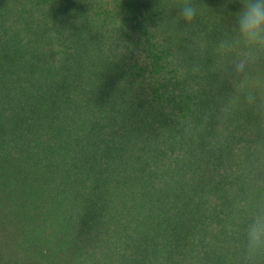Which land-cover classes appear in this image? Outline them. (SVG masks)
<instances>
[{"label":"trees","instance_id":"obj_1","mask_svg":"<svg viewBox=\"0 0 264 264\" xmlns=\"http://www.w3.org/2000/svg\"><path fill=\"white\" fill-rule=\"evenodd\" d=\"M190 2L0 0V264H232L264 117L220 119L239 0Z\"/></svg>","mask_w":264,"mask_h":264},{"label":"clouds","instance_id":"obj_2","mask_svg":"<svg viewBox=\"0 0 264 264\" xmlns=\"http://www.w3.org/2000/svg\"><path fill=\"white\" fill-rule=\"evenodd\" d=\"M241 10L233 24V39L223 41L219 52L229 57L225 71L242 77L237 84L236 99L221 108V121H226L238 107L240 98L264 117V76L248 73L250 66L264 61V0H239ZM179 13L191 23L198 9L190 0H182ZM259 167V165H256ZM249 196L238 203L237 210L227 225L233 239L229 246L234 252L232 264H264V179L249 182Z\"/></svg>","mask_w":264,"mask_h":264}]
</instances>
